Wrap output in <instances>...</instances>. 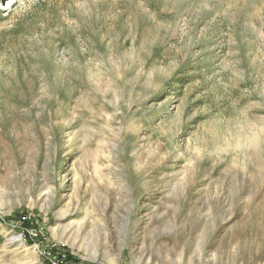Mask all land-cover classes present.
I'll return each mask as SVG.
<instances>
[{"label":"rangeland","instance_id":"rangeland-1","mask_svg":"<svg viewBox=\"0 0 264 264\" xmlns=\"http://www.w3.org/2000/svg\"><path fill=\"white\" fill-rule=\"evenodd\" d=\"M64 251L264 264V0H0V264Z\"/></svg>","mask_w":264,"mask_h":264},{"label":"trees","instance_id":"trees-1","mask_svg":"<svg viewBox=\"0 0 264 264\" xmlns=\"http://www.w3.org/2000/svg\"><path fill=\"white\" fill-rule=\"evenodd\" d=\"M12 220L13 219L8 218L5 221L7 223H11ZM23 224H26V223H23ZM27 224H29V223L27 222ZM21 229H23V228H21ZM54 252L56 254L57 251H54ZM61 256H59V259H61V264H73L74 263L73 257L71 255H69L68 252H66V251L62 252Z\"/></svg>","mask_w":264,"mask_h":264},{"label":"bare ground","instance_id":"bare-ground-1","mask_svg":"<svg viewBox=\"0 0 264 264\" xmlns=\"http://www.w3.org/2000/svg\"><path fill=\"white\" fill-rule=\"evenodd\" d=\"M15 0H8V3H14Z\"/></svg>","mask_w":264,"mask_h":264}]
</instances>
